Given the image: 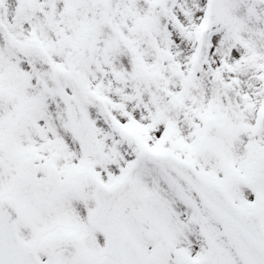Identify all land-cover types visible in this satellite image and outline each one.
<instances>
[{"label": "snow or ice", "instance_id": "6c2138e0", "mask_svg": "<svg viewBox=\"0 0 264 264\" xmlns=\"http://www.w3.org/2000/svg\"><path fill=\"white\" fill-rule=\"evenodd\" d=\"M0 264H264V0H0Z\"/></svg>", "mask_w": 264, "mask_h": 264}]
</instances>
